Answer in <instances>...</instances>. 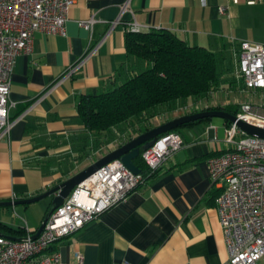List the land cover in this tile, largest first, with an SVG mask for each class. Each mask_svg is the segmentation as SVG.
<instances>
[{
	"label": "crops",
	"instance_id": "0c3cea01",
	"mask_svg": "<svg viewBox=\"0 0 264 264\" xmlns=\"http://www.w3.org/2000/svg\"><path fill=\"white\" fill-rule=\"evenodd\" d=\"M91 17L96 20L92 31L78 24ZM119 17L122 21L107 35ZM133 21L143 31L169 30L190 45L207 47L216 53L219 70L234 72L241 79L240 43L264 44V0L255 4L75 0L65 33H36L32 50L16 59L10 91L15 103L10 117L15 123L8 135L0 136V202L40 195L146 131V124L141 123V130L134 132L112 128L97 134L86 127L79 113L82 95L102 93L123 83L135 63L148 66L127 56L126 33ZM91 44L100 46L72 76L55 86ZM217 93L199 100H178L175 109L166 107L157 116L159 121L152 124L151 120L149 125L153 128L209 106L236 104L230 96ZM227 121L213 117L175 130L182 136L183 148L154 177L126 201L52 246L61 252L62 264H79L78 252L84 256L83 264H228L216 207L220 191L211 187L208 165L211 155L231 148L225 140ZM53 197L43 198V203L0 206V222L20 230L0 227V235L23 238L28 232L34 234L51 211Z\"/></svg>",
	"mask_w": 264,
	"mask_h": 264
},
{
	"label": "built area",
	"instance_id": "2783aa9c",
	"mask_svg": "<svg viewBox=\"0 0 264 264\" xmlns=\"http://www.w3.org/2000/svg\"><path fill=\"white\" fill-rule=\"evenodd\" d=\"M255 4L263 0H232ZM75 0H0V136L8 135L15 121L10 110L12 75L16 59L32 50L35 34L65 33L70 9ZM128 2L122 6V12ZM224 13L226 7H220ZM122 21L112 22L107 35ZM96 20L91 17L78 24L92 31ZM128 31H142L137 21ZM90 45L85 55L70 66L57 86L72 76L99 48ZM238 67L248 89H264V44L242 41L239 45ZM239 120L264 128V109L244 104L235 114ZM225 140L231 148L208 158L211 187L220 192L216 207L223 228L229 255L228 264H264V139L249 135L236 122L225 128ZM184 141L177 131L161 135L156 143L142 152L150 175L158 171ZM149 176L134 173L120 159L102 166L78 184L64 203L49 213L39 236L33 233L18 240L0 235V264H62L61 252L52 249L60 239L81 230L129 195ZM76 259L84 263L78 252ZM120 264H129L124 261Z\"/></svg>",
	"mask_w": 264,
	"mask_h": 264
},
{
	"label": "trees",
	"instance_id": "16d2710c",
	"mask_svg": "<svg viewBox=\"0 0 264 264\" xmlns=\"http://www.w3.org/2000/svg\"><path fill=\"white\" fill-rule=\"evenodd\" d=\"M126 49L128 57L137 62H145L148 66L142 67L135 63L132 65L131 76L123 83L102 93L80 97L79 113L91 132L103 134L112 128L134 132L141 130V123L146 124L145 130L150 129L149 122L166 107L173 110L178 100L189 97L203 99L219 90L225 81L219 73L216 53L204 46L190 45L169 30L128 31ZM239 108V104H229L209 106L202 110L224 109L236 114ZM127 123L131 124L129 128L123 126ZM135 164L148 178L154 177L159 171L150 175L142 153ZM0 227L20 232L1 222Z\"/></svg>",
	"mask_w": 264,
	"mask_h": 264
},
{
	"label": "water",
	"instance_id": "95a60500",
	"mask_svg": "<svg viewBox=\"0 0 264 264\" xmlns=\"http://www.w3.org/2000/svg\"><path fill=\"white\" fill-rule=\"evenodd\" d=\"M213 117H219L230 122H236L238 127L249 135L264 139L263 127L253 125L244 120H239L234 113H231L230 111L224 109L202 110L199 112L186 114L144 131L143 133L137 135L129 141L121 144L115 150L104 155L99 160L89 165L85 169L81 170L72 177L68 178L67 180L61 182L60 184L56 185L55 187L49 189L48 191L40 195L22 200L1 201L0 206L30 204L37 202L47 196L54 195L52 200V208L50 211L51 213L64 203L66 198L71 194L72 190L78 184L92 176L97 170H99L102 166L106 165L107 163L116 159H120L134 173H142V169H140L135 164V160L141 155L142 151L147 150L148 148L153 146L161 135L170 131H174L186 123L199 119ZM48 215L44 218L38 230L32 235L33 239H36L43 230L45 223L47 222ZM9 238L15 240L21 239L15 237Z\"/></svg>",
	"mask_w": 264,
	"mask_h": 264
},
{
	"label": "rangeland",
	"instance_id": "374dc122",
	"mask_svg": "<svg viewBox=\"0 0 264 264\" xmlns=\"http://www.w3.org/2000/svg\"><path fill=\"white\" fill-rule=\"evenodd\" d=\"M219 73L221 75V77L225 80L227 78L232 79L233 77L236 76V74L233 73H227V72H223L221 69L219 70ZM236 80H232V81H224L221 84V88H219L218 91V95H224L225 98L227 97H231L232 99H234L236 101V104L239 103L240 108L239 111L241 110L242 105L244 104H252L254 106H257V108L259 110H263L264 109V91L263 92H255L253 93L252 90H248L245 87L244 81L241 78H236ZM225 85V87H223ZM189 101H192L194 99V97H189L188 98ZM180 102L184 101V100H179ZM238 111V112H239ZM159 120L157 119V116L152 118V124L158 122ZM129 124H124L123 126L126 128ZM41 201H46L45 199L40 200L38 202L35 203H43Z\"/></svg>",
	"mask_w": 264,
	"mask_h": 264
}]
</instances>
